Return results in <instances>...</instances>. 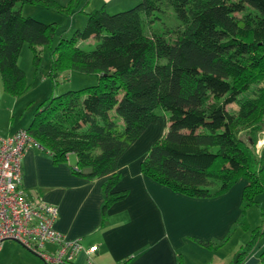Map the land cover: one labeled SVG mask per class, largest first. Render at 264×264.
Returning <instances> with one entry per match:
<instances>
[{"label":"trees","instance_id":"1","mask_svg":"<svg viewBox=\"0 0 264 264\" xmlns=\"http://www.w3.org/2000/svg\"><path fill=\"white\" fill-rule=\"evenodd\" d=\"M24 4L64 15L76 9L75 0L65 5L0 0V76L4 90L13 95L27 88L17 64L22 44L28 43L38 67L37 46L51 43L57 25L22 14ZM169 10L176 22L148 34L153 19L169 16ZM85 16L81 28L69 38L61 35L51 49L49 75L70 69L96 73L97 82L48 98L27 133L54 163L73 154L74 173L106 177V208L125 195L113 190L120 178L119 158L149 125L167 117L164 132L140 162L141 172L198 198L224 194L244 179L234 228L246 227L247 208L257 205L264 191V150L256 156L254 136L247 143L238 135L236 115L228 106L264 79V0H140L113 13L93 8ZM91 37L96 43L90 50L76 44ZM248 100L254 112L256 102L264 100V87ZM262 235L264 228H254L233 264H241Z\"/></svg>","mask_w":264,"mask_h":264},{"label":"crops","instance_id":"2","mask_svg":"<svg viewBox=\"0 0 264 264\" xmlns=\"http://www.w3.org/2000/svg\"><path fill=\"white\" fill-rule=\"evenodd\" d=\"M56 1L62 4L69 0ZM134 1L75 0V12L85 15L101 6L124 9ZM73 14L70 28L84 22L83 17ZM151 126L119 158L120 178L113 190L125 195L106 208V177L80 176L72 171L74 155L73 161L69 155L66 161L54 163L48 152L35 145H30L21 162L25 196L29 200L40 198L57 208L54 226L64 237L79 239L83 249L95 246L89 255L81 251L72 264H232L239 241L228 251L226 248L237 229L234 225L246 181L239 179L226 193L211 198L190 197L155 182L140 170L141 160L158 138L148 131ZM54 249V245L44 246L47 252ZM0 264L46 262L17 241L5 240Z\"/></svg>","mask_w":264,"mask_h":264},{"label":"rangeland","instance_id":"3","mask_svg":"<svg viewBox=\"0 0 264 264\" xmlns=\"http://www.w3.org/2000/svg\"><path fill=\"white\" fill-rule=\"evenodd\" d=\"M139 1L140 0H135L130 6L135 5ZM65 2H62V4ZM68 2L69 1L66 3ZM18 5L19 4H16L15 7L17 8ZM20 6L21 12L24 15L34 17L44 22H52V18L55 17L59 21L58 23L55 21L57 23L56 31L51 43L49 45L37 46L40 51L38 67H35L33 53L28 43L24 42L22 44L17 59V64L23 71L27 84V88L22 94L13 95L5 91L0 76V136H7L20 128H27L35 111L51 96L58 95L67 90H77L93 85L97 82L96 73H81L70 69L59 70L56 76L49 75V67L52 59L51 49H53L61 35L69 38L77 26L80 28L83 26L86 20V16L83 13L78 11L74 12V14L72 13L76 18L83 17L84 22L82 23V21H79L78 23H75L76 25H72V28H70L72 14H60L51 9H46L41 5L24 4ZM130 6L126 8H129ZM118 10L123 9L109 8L107 11L113 13ZM169 11V16L159 14V18L153 19L152 23L149 24L150 29L148 28L147 30L148 34L152 30L161 31L165 29L166 25L169 26L176 22L171 10ZM63 19L65 20L63 21ZM95 43L96 39L91 37L86 40H78L76 44L83 50H90L95 46ZM262 87H264V79L258 83L252 84L249 89L240 96L237 102L228 106V109L236 115L237 121L235 122L234 127H237L239 131L238 135L247 143L249 142V139L254 136L253 144L251 145L256 156H259L261 151L264 150V100H258L256 102L260 105L254 111L255 113L252 111L250 112L249 107H251V105L247 103L250 101L248 99L257 98L259 89ZM165 119H167V117L161 116L158 121L152 124L148 131L152 130L155 136H161V133H163L165 129ZM85 129L86 125L83 126V130ZM147 133L148 132H146V134ZM70 156V160L73 161V154H70ZM256 200L258 201L257 205H252L247 208V226L244 228L239 227L235 230L232 242L231 244H228L229 246H227L226 251L231 248V245L236 240L239 241V248H241L240 246L244 247L249 241L254 228H257L258 226L264 228V191L257 195ZM237 255L238 252L233 255L231 259L232 264ZM253 257L255 260L252 259ZM246 261H248V264H264V235L260 236L256 241L254 247L241 264H244Z\"/></svg>","mask_w":264,"mask_h":264},{"label":"built area","instance_id":"4","mask_svg":"<svg viewBox=\"0 0 264 264\" xmlns=\"http://www.w3.org/2000/svg\"><path fill=\"white\" fill-rule=\"evenodd\" d=\"M30 145L41 149L25 128L0 136V250L5 240H14L46 264H72L81 251L89 255L95 246L83 249L79 239L64 237L54 226L57 208L40 198L29 200L25 196L21 162ZM47 244L55 249L45 251Z\"/></svg>","mask_w":264,"mask_h":264},{"label":"water","instance_id":"5","mask_svg":"<svg viewBox=\"0 0 264 264\" xmlns=\"http://www.w3.org/2000/svg\"><path fill=\"white\" fill-rule=\"evenodd\" d=\"M236 260H237V257H236V259L234 260V262H236Z\"/></svg>","mask_w":264,"mask_h":264}]
</instances>
